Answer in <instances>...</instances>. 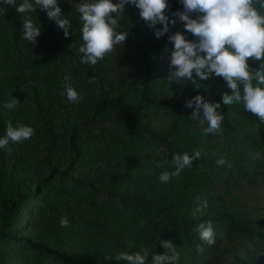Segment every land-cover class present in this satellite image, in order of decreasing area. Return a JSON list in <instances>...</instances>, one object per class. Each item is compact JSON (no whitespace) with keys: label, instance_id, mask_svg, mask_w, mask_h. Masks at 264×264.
Returning a JSON list of instances; mask_svg holds the SVG:
<instances>
[{"label":"trees","instance_id":"trees-1","mask_svg":"<svg viewBox=\"0 0 264 264\" xmlns=\"http://www.w3.org/2000/svg\"><path fill=\"white\" fill-rule=\"evenodd\" d=\"M78 2L58 0L71 22L66 38L39 7L18 14L0 0V137L9 123L34 129L30 139L0 149V264L8 244L20 250L19 264H126L114 256L142 248L151 264L153 253L168 251L161 240L176 247L177 264H264V123L239 103L223 105L222 94L232 90L220 77L201 81L193 73L199 88L187 79L168 85V36L179 31L194 39L174 15L183 11L179 0H167L165 15L176 22L159 39L139 9L126 5L117 29L128 32L126 42L95 66L76 54ZM24 16L41 28L35 44L23 39ZM65 75L82 97L78 103L64 93ZM195 95L220 103L216 133L204 134L207 122L190 120L193 109L184 104ZM12 98L19 104L5 108ZM196 150L201 157L178 177L159 180L175 170V154ZM197 197L207 208L194 218ZM203 221L215 230L211 246L194 230ZM21 224L46 225L44 240L18 235ZM56 235L85 242L73 255L50 243Z\"/></svg>","mask_w":264,"mask_h":264},{"label":"clouds","instance_id":"clouds-1","mask_svg":"<svg viewBox=\"0 0 264 264\" xmlns=\"http://www.w3.org/2000/svg\"><path fill=\"white\" fill-rule=\"evenodd\" d=\"M3 2L15 7L18 14L35 13L39 7L46 12L48 19L53 20L63 30L66 38L69 36L71 22L63 16L58 0H21L19 4L17 0ZM179 3L183 6V11L174 15L183 22L185 32L191 33L194 39H187L179 31L168 36L173 46L169 55L170 71L165 79L168 85L182 84L187 79L199 88L193 73L201 81L220 77L232 90L231 95L222 94L223 105L239 103L244 111L264 123V0H179ZM126 5H134L139 9L140 19L154 29L157 39L168 32L169 22H176L169 21L165 15L169 10L167 0H117L116 3L112 0H79L74 7L81 22L82 44L76 53L80 56L81 64L95 66L113 52L115 46L124 45L128 32L117 29L121 26ZM157 23L162 24L163 28L155 29ZM21 30L23 39L34 44L41 35L40 26L27 16L22 19ZM249 60L258 62L257 66L250 67ZM95 79L93 76L88 82L94 83ZM64 93L70 102L78 103L82 99L68 75L64 77ZM18 104L12 98L4 107L14 109ZM184 106L193 109L191 121H199L200 124L207 122L208 126L203 129L204 134H214L220 130L223 121V116L218 111L220 103L208 102L201 95H195L187 99ZM33 135L32 127L23 124L13 127L9 123L5 135L0 137V149H7L10 142L20 143ZM201 155L199 150L191 156L187 152L175 154V170L161 172L159 180L166 183L171 178L178 177L181 170L191 166ZM225 163L223 159L217 160L218 165ZM163 166L157 164V167ZM227 166L231 167L230 164ZM205 208L207 201H201L197 197L193 217L202 214ZM60 226H69L67 217H61ZM194 230L207 245L215 243V230L211 221L198 223ZM159 243L168 251L164 254L153 253L151 264H177L179 253L172 242L161 240ZM197 251L203 252V248L197 245ZM148 256V250L142 248L135 253L120 251L114 258L116 261H125L126 264H147Z\"/></svg>","mask_w":264,"mask_h":264},{"label":"rangeland","instance_id":"rangeland-1","mask_svg":"<svg viewBox=\"0 0 264 264\" xmlns=\"http://www.w3.org/2000/svg\"><path fill=\"white\" fill-rule=\"evenodd\" d=\"M160 123H162V119H156V121L153 122V126L155 127H159ZM30 187V186H28ZM32 202H29L28 205L25 207L24 213L26 214V211L28 210V207H31L30 204ZM37 229H31V228H26L25 225L22 226V224L19 226L21 227L17 234L24 236L26 238L31 239L32 241H36V240H44L41 236V232L40 229H42L43 227H45L46 225L43 224H38L37 225ZM48 228V227H47ZM46 228V229H47ZM44 229V228H43ZM52 237V236H51ZM46 240V239H45ZM84 238H74V239H69V238H63V237H57V235L54 237V239L52 240V243L54 246L68 252L69 254H75L78 253L80 251V249L82 248V246L84 245ZM2 251H4L5 257L3 258V263L2 264H19L17 260H19V255H20V250L13 248L12 245L8 244L5 245L4 247H2ZM260 260L264 261V256L260 257Z\"/></svg>","mask_w":264,"mask_h":264}]
</instances>
